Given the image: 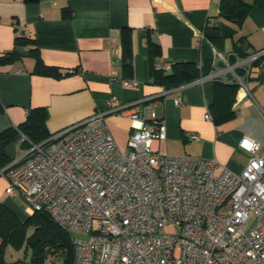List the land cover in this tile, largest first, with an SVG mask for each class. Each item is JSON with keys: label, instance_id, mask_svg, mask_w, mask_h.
<instances>
[{"label": "crops", "instance_id": "obj_1", "mask_svg": "<svg viewBox=\"0 0 264 264\" xmlns=\"http://www.w3.org/2000/svg\"><path fill=\"white\" fill-rule=\"evenodd\" d=\"M220 2L0 0V57L16 52L13 61H0V133L17 128L34 108L47 111L51 133L105 112L115 141L127 147L132 132L142 127L130 114L144 108L146 128L156 127L150 118L153 110L167 126L166 140L154 142L158 153L214 159L220 165L217 175L224 167L240 173L250 158L240 142L245 137L264 139V57L247 78L251 96L244 98L238 86L234 103L241 99L242 113L220 124L205 119L206 113L212 115L214 81L198 79L165 89L151 77L150 42L160 50L157 65L195 62L210 65V73L216 51L235 63L243 54L264 48V0L240 22L221 17ZM64 10H70L69 17ZM211 17L218 23L208 24ZM16 32L30 34L27 39L36 42L46 65L75 72L59 78L34 73L33 45H20ZM126 63L132 65L131 75ZM131 81L135 84L129 86ZM16 141L6 148L10 157H15ZM7 187L1 179L0 202L18 216L23 207L31 215L23 199L8 194Z\"/></svg>", "mask_w": 264, "mask_h": 264}, {"label": "built area", "instance_id": "obj_2", "mask_svg": "<svg viewBox=\"0 0 264 264\" xmlns=\"http://www.w3.org/2000/svg\"><path fill=\"white\" fill-rule=\"evenodd\" d=\"M262 57L264 48L231 63L216 51L213 72L200 80L231 81L250 97L247 78ZM240 102L235 114L242 113ZM105 115L32 144L0 170L8 194L32 212H48L71 234L74 264H264V139L245 137L240 146L250 154L247 165L217 175L214 159L158 153L154 142L166 140L167 126L154 110V129L145 127L146 109L130 114L142 127L125 149ZM205 119L211 121V113Z\"/></svg>", "mask_w": 264, "mask_h": 264}, {"label": "trees", "instance_id": "obj_3", "mask_svg": "<svg viewBox=\"0 0 264 264\" xmlns=\"http://www.w3.org/2000/svg\"><path fill=\"white\" fill-rule=\"evenodd\" d=\"M258 0H221L220 15L226 20L240 22L247 17L250 10ZM70 16V10H64V17ZM20 45L31 44L30 53L36 58L34 73L42 76L59 78L71 72H61L59 68L46 65L39 53L35 41L26 37L17 38ZM152 49L151 77L154 84L172 89L191 83L210 73V65L198 66L195 62H176L170 69L157 65L156 57H159L158 45L150 42ZM16 52L8 53L0 57L1 62H10L15 58ZM247 54H243L245 56ZM156 60V61H155ZM124 68L130 75L132 65L124 64ZM214 83L215 97L210 106L212 120L217 124L228 121L234 114L233 105L236 99L238 85L222 80ZM48 113L43 108L31 109L26 120L17 128L8 129L0 133V170L6 168L14 159L6 153V148L12 143L20 142L22 135L26 140L21 146L26 149L32 144H40L52 134L47 126ZM32 231L29 234V231ZM10 246L16 250L25 246L30 250V260L18 259L6 260V248ZM75 252L71 240V234L58 226L46 211L32 212L26 219H21L10 207L0 202V264H45L47 260L56 264H74Z\"/></svg>", "mask_w": 264, "mask_h": 264}, {"label": "rangeland", "instance_id": "obj_4", "mask_svg": "<svg viewBox=\"0 0 264 264\" xmlns=\"http://www.w3.org/2000/svg\"><path fill=\"white\" fill-rule=\"evenodd\" d=\"M119 147L121 148V149H125L126 147L124 146V145H122V144H119ZM26 151V148L25 147H22L21 145H19L18 147H17V150H16V152H15V157H17V156H20L23 152H25ZM1 179H5L6 180V178L4 177V176H1L0 177V180ZM24 207H23V209L21 208V212H20V214H19V217L21 218V219H25V217L27 216V215H29L28 213L26 214V212L24 211ZM167 231L169 232V231H172V229L171 228H168L167 229ZM31 230L29 231V234H31ZM26 247L27 246H25L24 248H22V249H18V250H16V249H14V248H12V247H10V246H8L7 248H6V251H5V254H6V260L7 261H15V260H18V259H26V260H30V250L28 249H26ZM57 263V261H55V262H51L50 260H47L46 261V263L45 264H56Z\"/></svg>", "mask_w": 264, "mask_h": 264}]
</instances>
